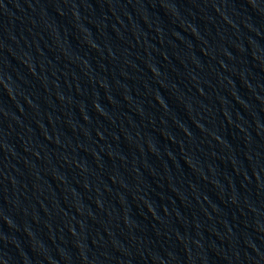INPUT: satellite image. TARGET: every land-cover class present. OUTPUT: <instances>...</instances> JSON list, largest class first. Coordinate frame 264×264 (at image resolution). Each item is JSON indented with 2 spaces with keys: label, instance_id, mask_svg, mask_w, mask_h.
<instances>
[{
  "label": "water",
  "instance_id": "water-1",
  "mask_svg": "<svg viewBox=\"0 0 264 264\" xmlns=\"http://www.w3.org/2000/svg\"><path fill=\"white\" fill-rule=\"evenodd\" d=\"M38 264H264V0H107Z\"/></svg>",
  "mask_w": 264,
  "mask_h": 264
}]
</instances>
